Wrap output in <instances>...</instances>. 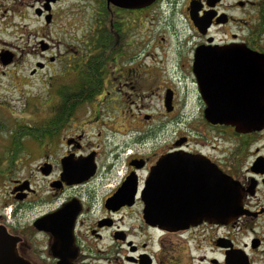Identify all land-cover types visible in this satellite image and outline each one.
Here are the masks:
<instances>
[{"label": "flooded vegetation", "instance_id": "af4514ba", "mask_svg": "<svg viewBox=\"0 0 264 264\" xmlns=\"http://www.w3.org/2000/svg\"><path fill=\"white\" fill-rule=\"evenodd\" d=\"M34 1L49 14L35 30L29 75H42L55 103L41 139L3 158L0 255L27 264H264V127L236 133L205 118L264 99V62L241 53L264 55V0H154L133 10L92 0L87 17L57 12L63 0ZM52 29L62 36L53 40ZM198 49L219 52L205 56L214 66L201 88ZM254 108L244 113L263 114ZM220 174L241 197L229 220L219 216Z\"/></svg>", "mask_w": 264, "mask_h": 264}, {"label": "rangeland", "instance_id": "374dc122", "mask_svg": "<svg viewBox=\"0 0 264 264\" xmlns=\"http://www.w3.org/2000/svg\"><path fill=\"white\" fill-rule=\"evenodd\" d=\"M84 3V2H83ZM83 3H73L63 0L57 7V12L79 13L87 17V12L94 6L92 0L87 1V8ZM36 1L34 0H0V54L5 50L13 52L17 59L10 65L2 67L0 64V158L5 154V147L9 144L11 128L15 123L40 124L48 114L46 106L54 104L55 100L47 97L48 89L43 85L40 77L31 78L29 72L36 58H33L35 49L39 51V34L43 26L42 15L37 16ZM39 8V7H38ZM59 17V15H57ZM81 17L78 18L79 21ZM132 19H135L134 17ZM68 23L69 18L57 21V26ZM85 23V21H84ZM87 23V21H86ZM81 25V24H80ZM38 31L36 32L35 30ZM52 29L50 37L55 40L62 35ZM36 32V33H32ZM70 35L78 34L74 27H67ZM132 37L136 32H131ZM3 73V74H2ZM25 147H30V139L23 140ZM25 157V155H23ZM4 162V161H2ZM1 166V169H4ZM5 171V170H4ZM3 174V173H2Z\"/></svg>", "mask_w": 264, "mask_h": 264}, {"label": "water", "instance_id": "95a60500", "mask_svg": "<svg viewBox=\"0 0 264 264\" xmlns=\"http://www.w3.org/2000/svg\"><path fill=\"white\" fill-rule=\"evenodd\" d=\"M49 2L50 0H46ZM52 2H55V0H51ZM107 4H111L114 7L121 8V9H127V10H133V9H140L143 7H146L150 5L154 0H106ZM38 15H40L38 13ZM47 22L49 21L48 18H46ZM203 24V19H199L198 22V28L200 29ZM219 52L213 51L208 52L206 49H198L195 54V60L193 64L194 73L196 75L199 87L201 88L203 85V78L205 75L203 74V70L206 68H212L213 64H206L204 63L205 56L207 54H211L216 56ZM242 55L249 54L251 61H257V62H264V55L258 54V53H250L246 50L241 51ZM13 60V54L10 51H3L0 54V64L2 67H5L12 63ZM257 71H264V65H260L256 67ZM261 77V85L260 87H264V73L263 74H257V77ZM257 86L259 87V83L257 82ZM264 93V91H263ZM243 102V101H242ZM264 105V99H256L254 101H250L249 107L247 106H241L240 107V113H231V112H225L221 113L220 115L216 114H205V118L212 124H221L225 126H230L235 129L236 133H249L252 131H259L264 127V106L261 107L260 105ZM260 106V108H259ZM254 107L260 109L263 114H245L244 110L247 109H255ZM218 182L220 183L221 192L219 193L221 200L224 199V206L219 211V216L223 217L225 220H229L230 218H233L234 216L239 214V211L241 209V201H240V193H239V187L236 182H234L228 175L220 174V177L218 179ZM223 190V192H222ZM150 200L153 199V191H150L148 194ZM208 216H211V213H208ZM214 219L217 217V213L214 215ZM148 218L150 220L156 221L155 215L153 211L148 212ZM222 221V220H221ZM0 264H27L26 262L18 259L14 254H11L7 257H3L0 255Z\"/></svg>", "mask_w": 264, "mask_h": 264}, {"label": "trees", "instance_id": "16d2710c", "mask_svg": "<svg viewBox=\"0 0 264 264\" xmlns=\"http://www.w3.org/2000/svg\"><path fill=\"white\" fill-rule=\"evenodd\" d=\"M49 91L53 93L52 89ZM42 124L43 122H41L40 124L34 122L33 125H30L28 123L22 124L20 122L15 123V126L11 128L9 144L5 147V154L2 155V157L14 159L18 157L21 153H23L25 148H27V146L25 147L26 143H24V139H30L31 142L40 140L44 133L43 129L41 128ZM2 161L3 158H0L1 174L4 172V170L1 169V166L5 165L4 163H2Z\"/></svg>", "mask_w": 264, "mask_h": 264}]
</instances>
